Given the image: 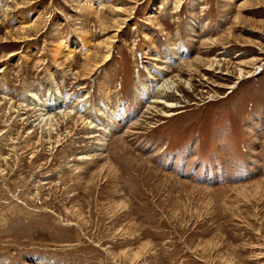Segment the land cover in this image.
<instances>
[{"label": "rangeland", "instance_id": "1", "mask_svg": "<svg viewBox=\"0 0 264 264\" xmlns=\"http://www.w3.org/2000/svg\"><path fill=\"white\" fill-rule=\"evenodd\" d=\"M0 264H264V0H0Z\"/></svg>", "mask_w": 264, "mask_h": 264}, {"label": "bare ground", "instance_id": "2", "mask_svg": "<svg viewBox=\"0 0 264 264\" xmlns=\"http://www.w3.org/2000/svg\"><path fill=\"white\" fill-rule=\"evenodd\" d=\"M101 1V0H100ZM102 3V2H101ZM115 12L116 13H118V11H114L113 13L115 14ZM85 38V37H84ZM88 40V39H87ZM83 41H85L84 39L83 40H81V42H79V48H81L82 46H86V45H84V43H83ZM86 43H90V42H87V41H85ZM88 46V45H87ZM64 47H65V49H64ZM70 45L69 44H67V46L66 45H62V46H60V50H59V55L61 56H63V57H67V56H70L73 52H72V46L70 47ZM111 57H112V53H111V48H110V45L109 44H107V56H106V61L105 62H108V61H110V59H111ZM98 58V57H97ZM200 60H197V62H199ZM104 62V63H105ZM96 63H97V61H96ZM95 63V64H96ZM215 64H214V62L212 61L211 63H210V67H213ZM193 66V65H192ZM212 69V68H211ZM216 69V68H215ZM213 70V69H212ZM240 76H242V74H240ZM179 78V77H178ZM177 81H178V83H177ZM181 81V80H180ZM183 83V82H182ZM181 82H179V80H175V81H173V80H166L162 85H160V84H157V85H155V90H154V92H157V94L159 95V96H161V95H167L168 93H172V92H179L180 90L179 89H181L182 87H183V84H182ZM187 84V83H186ZM191 87V86H190ZM181 92V91H180ZM165 95V96H166ZM158 96V97H159ZM156 105H162L161 103H159V102H154ZM164 107H166V106H164ZM163 107V108H164ZM166 108H171V107H166ZM173 109V108H172Z\"/></svg>", "mask_w": 264, "mask_h": 264}]
</instances>
